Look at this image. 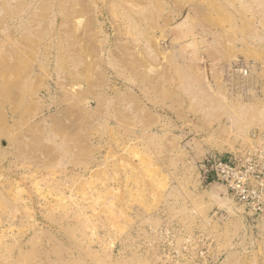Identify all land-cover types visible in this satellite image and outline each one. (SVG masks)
Listing matches in <instances>:
<instances>
[{
	"label": "rangeland",
	"instance_id": "rangeland-1",
	"mask_svg": "<svg viewBox=\"0 0 264 264\" xmlns=\"http://www.w3.org/2000/svg\"><path fill=\"white\" fill-rule=\"evenodd\" d=\"M263 126L264 0H0V264H264L198 172Z\"/></svg>",
	"mask_w": 264,
	"mask_h": 264
},
{
	"label": "built area",
	"instance_id": "built-area-1",
	"mask_svg": "<svg viewBox=\"0 0 264 264\" xmlns=\"http://www.w3.org/2000/svg\"><path fill=\"white\" fill-rule=\"evenodd\" d=\"M248 137L240 148L222 155L207 154L199 162L198 172L205 185L221 184L248 216L264 217V126L252 130ZM187 249L184 245L179 251ZM172 252L178 254V250Z\"/></svg>",
	"mask_w": 264,
	"mask_h": 264
},
{
	"label": "bare ground",
	"instance_id": "bare-ground-1",
	"mask_svg": "<svg viewBox=\"0 0 264 264\" xmlns=\"http://www.w3.org/2000/svg\"><path fill=\"white\" fill-rule=\"evenodd\" d=\"M244 66H245V64H244ZM246 66H247V65H246ZM247 70H248V69H247ZM240 71H241V70H240ZM243 72H244V71L242 70V73H243ZM239 73H240V72H239ZM246 74H247V73H246ZM240 75H241V74H240ZM242 76H243V75H242ZM246 76H247V75H246ZM244 77H245V76H244ZM240 107H241V105H240ZM244 139H245V140H246V139H247V140H250V138H248V137H247V138L244 137ZM211 184H212V183H211ZM217 184H219V183H217ZM208 185H209V184H208ZM219 187H220V186H219ZM224 189H225V188H224ZM225 193H226V191H225ZM226 195H227V193H226ZM227 196H228V195H227ZM229 198H230V197H229ZM176 254H177V253H176Z\"/></svg>",
	"mask_w": 264,
	"mask_h": 264
}]
</instances>
